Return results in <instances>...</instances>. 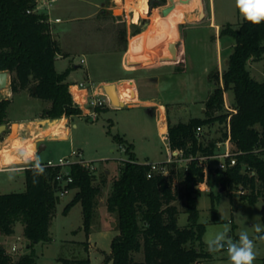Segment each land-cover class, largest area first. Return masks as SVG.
Listing matches in <instances>:
<instances>
[{
	"label": "trees",
	"instance_id": "trees-1",
	"mask_svg": "<svg viewBox=\"0 0 264 264\" xmlns=\"http://www.w3.org/2000/svg\"><path fill=\"white\" fill-rule=\"evenodd\" d=\"M36 5L37 0H0V71L10 72L13 93L29 90L33 97L49 102L42 109L41 118L79 115L82 109L74 101L68 80L73 66L62 71L57 69V57L65 53L47 21V13L28 12ZM147 9L148 3L144 7ZM220 35L232 37L234 45L221 77L216 74L215 87L205 102V116H191L186 121L170 122L168 126L172 150L182 149L184 156L212 154L217 139L204 143L197 135V127L216 122L226 124L230 112L225 109L224 95L227 90L233 91L231 105L236 112L229 120L230 135L233 148L239 153L236 164L228 165L223 172L218 168L209 170L207 181L215 221L218 209L213 191L214 174H221V184L245 187L247 191L241 195L243 200L253 204L259 199L264 201V81L257 80L249 68L252 61H264V22L253 25L244 18L238 26L229 22L221 28ZM11 102L10 98L0 99V124L12 120L9 114ZM227 135L226 130L223 136ZM115 139L119 144H126L127 154L131 157L123 160L106 199L107 210L115 214L114 228L118 233L112 239L111 252L105 262L201 264L210 258L211 253L205 249L203 241L206 224L199 221L197 206L204 168L196 159L182 168H176L175 162H166L168 174L156 172L148 177L150 163L137 161L132 143L119 136ZM43 164L45 173L35 177L36 183L33 172L26 166V190L0 193V234L14 233L16 223L21 221L23 234L32 248L29 253L16 258L0 243V264H36L33 246L52 239L49 226L60 200L56 175L61 166ZM69 169L73 177L70 187L75 188V193L65 205L64 213L80 202L83 228L89 233L95 229L98 198L107 182V173L104 170L96 182V170L82 163L74 162ZM177 180L183 185V210L175 204ZM181 211L188 215L185 226L178 224ZM260 236H264V232L259 233ZM85 248L88 250L87 245ZM140 251L144 257L136 260L134 253ZM60 261L62 264H89L90 259L60 258Z\"/></svg>",
	"mask_w": 264,
	"mask_h": 264
},
{
	"label": "rangeland",
	"instance_id": "rangeland-1",
	"mask_svg": "<svg viewBox=\"0 0 264 264\" xmlns=\"http://www.w3.org/2000/svg\"><path fill=\"white\" fill-rule=\"evenodd\" d=\"M170 1L177 2L178 0ZM199 1L195 0L192 5L194 8L192 16L185 15L180 22H173L171 37L168 38L170 39L168 45L171 51L166 54V58L169 60L177 55L175 53V47H177L179 61L166 63L160 69L147 67L148 59L151 57L154 59L151 54H149L151 56L148 55L151 52L147 51L143 54L138 53V51L134 54L124 52L128 49L129 43L134 41V35L148 24V20L151 21L149 24L153 29L162 28L163 26L159 8L154 10L151 19L143 17L148 13L141 10V5L145 2L140 0H106L105 4L109 8L106 9L105 16L100 15V7L97 6L99 12L95 19L92 21L74 20L72 26L70 24L72 20H67V17L92 11L94 8L90 4V0H57L55 5L64 8L62 12L63 21L59 23L64 28L62 36L63 51L89 52L88 56L92 60L98 61V66L95 69L90 68L88 70L92 75V80L97 77L111 75V73L114 74V72L119 74L116 76H121L126 71L135 70L136 73H133L135 76H139L142 97L163 99L168 102L166 104L168 126L170 122L186 121L193 115L204 114L201 108L205 107V102L215 87L216 74L219 73L221 77L227 66L234 41L230 36H221V28L229 22L238 26L243 20L235 6V0H203L201 3ZM149 6L150 0H148V9ZM38 9L39 11L44 10V8L39 7ZM199 10H204L208 15L205 16L204 20L202 19L203 21L199 20ZM138 12L140 15L136 23L134 14ZM183 20L187 23H183ZM212 22L217 23L218 26L210 25ZM170 26L172 27V25ZM180 29L182 32L179 31ZM129 37L130 39H128ZM78 58L76 60H79ZM129 60H131V64ZM65 61L66 59L57 61V68L61 69ZM100 62L101 64H99ZM122 62L124 67H116L117 64L120 65L119 63ZM249 68L257 80L264 81L263 61H252ZM136 70L140 71L137 72ZM155 73H165V77L168 79L162 81L161 90L154 85L152 86V84L149 85L145 78H142L144 74ZM74 76L79 79H87V69L81 67ZM104 83H114L122 87L120 80ZM9 84L11 86V82ZM3 93L5 94L1 89L0 99L7 97ZM7 98L12 101L9 107L12 120L5 124L11 125L12 122H17V119H23L22 121L30 119L29 121H33V124L39 126L45 124L46 119L49 118L39 116L42 109L49 102L33 97L29 90L17 93L11 91ZM224 100L229 106H232L231 104L234 101L232 90L225 92ZM147 104L151 103L148 102ZM99 109L101 110L96 118L83 113L68 116L69 127L66 138L47 140V148L37 153L42 162L50 159L58 161L60 158L65 157L70 160H78L81 157L92 162L96 165V182H99V175L104 170H110L109 173L106 172L107 182L98 198L97 214L94 222L95 229L87 233L83 228L84 216L81 203L73 208L71 207L67 213H64L65 205L75 193V188H72L66 195H61L57 203L55 214L49 226L51 241H40L33 246L36 264H62L60 258L85 257H89V264H111V261L106 263L105 258L111 252V242L117 232L113 229L115 214L107 210L106 198L112 180L119 175V167L123 164V160L131 157L127 154V151L125 152L119 146L120 144L115 136H119L133 144L135 158L139 162L164 163L169 157V140L161 134L158 119L151 113L149 107L141 105L140 102H130L128 104L122 103L121 107H117L112 103ZM61 124H63V120L53 119L51 127H56V129L54 133H51V136H57L63 131L64 128L61 129L63 127ZM160 125L162 131H164L166 129L164 114ZM59 126L61 128L58 131ZM29 128L30 130L34 129L31 123ZM18 129L19 124L16 127V133ZM225 130L226 125L224 123L216 122L215 126L208 124L202 128L203 134L200 135V138L203 142L215 139L221 140L224 138ZM6 135V132L0 135L3 144L12 139L10 138L12 133L7 137ZM11 142L14 143L13 140ZM16 143H19V141L17 140ZM3 147L0 149V161H4V155H8L6 161L15 160V165L23 162L22 159L10 155L12 152L11 145ZM31 151L33 152V149ZM74 151L80 152L81 155L79 153L73 155ZM101 160L107 161L100 162ZM216 162V159L207 161L213 170ZM176 164V168H182L180 162H176ZM213 178L215 183L213 191L216 194L215 205L218 209V219L216 221L211 214L210 189L204 186H208L206 175L200 186L203 191L197 199V206L200 209L199 221L206 224V231L203 236L205 249L207 250L206 241L213 238L216 233L223 231L224 225L227 224L231 229L228 235L234 241H238L241 231L248 233L255 243L256 259L253 264H264V239L258 238L259 233H256L253 227L256 224L264 227L263 199H259L254 204L250 203L241 198V195L247 191L245 187L229 186L226 183L221 184L220 173L214 174ZM222 186H224V189ZM182 188L183 185L177 180L175 204L181 210H183L185 202ZM24 190H26L25 174L17 172L15 178L9 180L7 171H0V193ZM187 223L188 215L186 212L181 211L178 216V224L185 226ZM15 228L16 233L12 239L6 242V246L11 249L13 243L16 244L18 247L17 255H19V253L23 254L26 251V239L22 234L21 221L16 223ZM88 243L89 248L86 250L85 247L88 246ZM31 250L32 248L29 251ZM143 257L142 251L134 253L136 260H142ZM202 262L201 264H230L226 249L211 253V257Z\"/></svg>",
	"mask_w": 264,
	"mask_h": 264
},
{
	"label": "crops",
	"instance_id": "crops-1",
	"mask_svg": "<svg viewBox=\"0 0 264 264\" xmlns=\"http://www.w3.org/2000/svg\"><path fill=\"white\" fill-rule=\"evenodd\" d=\"M105 1L106 0H99V1L98 0H90V4L94 8L92 11H89L86 13H81L78 15L73 14L72 16L67 17V20H70V21L72 20L70 22L71 26L74 25V20H80V21L81 20H90V21H92L93 19H95L97 17V14L99 12V10L97 9V6L100 7V15L105 16V12H107L106 9L109 8L105 4L106 3ZM194 1L195 0H178L177 2H174V1L171 2L170 0H168L165 4L158 7L159 8V14H160V17L162 19L161 21L163 22L162 28L158 27L156 29H153L151 24H149L151 21L148 20V24L141 31H139L136 35H134V38H133L134 41L129 43L128 49L126 51L124 50V52L125 53L132 52L133 54L135 52L137 53V51H138V53H142V54H143V52H147V51L151 52V53H148V55L151 54L154 57V59H152V57H151L148 59V62H147L148 63L147 67H151V68L155 67L157 69H160L166 63L178 62L179 61L178 60L179 59V55H178L179 51H178L177 47H175L176 48L175 53L177 55H174V57H171L169 60H167V58H166V54L171 51L170 46L168 45V42L170 39H168V38L171 37L170 33L173 30V26H174L173 22L174 21L180 22L183 19L182 17H184L185 15H187V16L189 15V17H190V15L192 16V13L194 11L193 10L194 8L192 5L194 4ZM199 2L201 3V2H203V0H200ZM147 3H148V0H146V2L141 5V10H144V7L147 5ZM178 3H180V4L178 5ZM168 7H170L171 9L167 14H165L164 10L167 9ZM147 10H145V11H147ZM154 10H153V12H154ZM63 11H64V8L61 6L59 8V6H57V5H54L53 9L51 10V15H52L53 19L56 17L61 18V21L53 22L51 27H52L53 33L55 35L57 34V36H55V35L54 36L59 41L62 49L64 47L63 41H62L64 28L59 23H61L63 21V17H62ZM202 11L203 10H199V13H198L200 21H203L204 18H206L208 16V15H206L207 13H205V11H204L205 15L203 17H201ZM153 12L151 13V15L149 17H147V19H151ZM139 15H140L139 12L137 14H134L136 23L138 21ZM147 15H145L143 17L145 18ZM183 21H184L183 23H187V22H185V20H183ZM186 21H189V20H186ZM170 25H172V27ZM210 25H214L215 27L218 26V24L215 22L210 23ZM181 29L179 30L180 32H182ZM180 34H182V33H180ZM128 39H130V37ZM68 51L64 52L65 53L64 55L63 54L58 55L57 61L65 60V59H66V61L63 62L61 69H58V68L57 69L59 71H62L69 66H73V69L70 72V75L68 76V80L70 82L91 80V81L95 82L96 84H101V83H104L107 81L120 80L122 82L121 86L123 85L124 87L129 89L130 95L132 98V102H140L141 105L149 107L151 113L157 117L158 124H159V118L162 119L163 114H164V116H167V111H166V104L168 103L167 101H165L163 99L158 100V99H154V98H144L141 96V88L139 86L140 82L138 79L139 76L137 77L134 75V73H136V72H134L135 70H129L126 72H125V70H123L125 72V74L121 75V76H116L119 74H116L117 72H114V74L111 73V75H107V76L100 77V78L97 77V78H95V80H92L93 79L92 75L89 73L88 70L90 68L95 69L96 66H98V61L92 60L88 56L89 52L88 53L87 52L78 53L77 51H70V52H68ZM151 55H149V56H151ZM77 57H79L78 58L79 60L82 57H85L87 60L86 63L80 64L79 60H76ZM57 61H56V63H57ZM100 61H101V59H100ZM259 61H263V60H259ZM254 62H257V61H254ZM129 63L131 64V60H129ZM99 64H101V62ZM119 64L120 65L117 64L116 67H124V65H122L123 62L119 63ZM81 67H84L87 69V74H88L87 79H81V78L79 79V78L74 76L79 72V69ZM119 70H120V68H119ZM136 71L139 72L140 70L139 71L136 70ZM250 71H251V69H250ZM142 78H145L146 82L149 83V85L152 84V86L153 85L156 86L159 90H161L162 81L168 80L165 77V73H155V74H147V75L144 74L142 76ZM220 81L222 82V78L220 79ZM6 88L9 90V94H8V96H9L11 91H12L10 84H8V86ZM116 88H117V93H118L120 91L121 87H120V85L119 86L116 85ZM97 91L103 92V90L99 87L97 88ZM0 93H1V89H0ZM148 102L151 104H147ZM122 103H125V101L122 100L118 94V104L122 105ZM201 110L203 111L204 114L193 115V116L204 117L205 116V107H202ZM59 119L63 120V124H61L63 127L61 128L59 126L58 131L60 128L61 129L64 128V129L57 136H53V135L51 136V133H54V130L56 129V127H53V128L51 127L52 123H53V119L46 120L45 124L39 125V126L33 124V121H29L30 119H27L28 121H22L23 119H17L18 120L17 122L19 124L17 137L11 139V140H13L14 143H12L9 140L7 143L3 144L2 140H0V149L4 148L3 146L8 147L11 145L12 152L10 153V155L15 156L18 159H22L23 162H20L16 165L13 164L11 166H2V168H0V169L17 168V169H22V170L18 171L19 173L25 174V168L27 166L24 163L25 155L31 156L33 154V152H35V154L37 155L38 152H41L42 150L47 148V140L66 138V135L68 132V127H69V125H68L69 120L66 116L61 117ZM30 123L34 127L33 130H30V128H29ZM160 124H161V120H160ZM212 126H215V123H213ZM159 127H160V130L162 131L161 125ZM164 131H162V132H164ZM5 132L7 134L6 137L12 133L11 125L7 124V129ZM201 134H203V133H201ZM17 140L19 141V143H16ZM200 140L203 141L201 138H200ZM219 140L220 139H217V141H219ZM204 143H206V142H204ZM34 144H35V146H34ZM32 149H33V152L31 151ZM169 151H170V147H169ZM169 154H170V152H169ZM7 157H9V156L4 155V159H3L4 161H0V163L6 162V160H8ZM106 172L109 173L110 170H106ZM204 186L207 187L208 189H210L209 185L208 186L204 185ZM202 191H203V189H202ZM79 204H80V202L76 203L75 205L72 206V208L76 205H79ZM106 207H107V205H106ZM23 229H24V226L22 224V234H23ZM113 229H114V231H116L118 233V231L114 227H113ZM15 233H16V228H15L14 233H12L10 235L0 234V243L3 245V247H5L9 252L14 254V256L17 258L19 255H21V253H19V255H17L18 247L16 246V244L13 243L11 249L6 246V242L9 239H12V237H14ZM23 236H24V234H23ZM25 239H26V251H25V253H29L30 252L29 251L30 250L29 240L26 237H25ZM13 247H15V249H13ZM88 248H89V243H88ZM25 253H23V254H25Z\"/></svg>",
	"mask_w": 264,
	"mask_h": 264
},
{
	"label": "built area",
	"instance_id": "built-area-1",
	"mask_svg": "<svg viewBox=\"0 0 264 264\" xmlns=\"http://www.w3.org/2000/svg\"><path fill=\"white\" fill-rule=\"evenodd\" d=\"M56 1L57 0H37V5L35 9L33 10L28 9V12L33 11V12L47 13L48 15L47 21L52 26L53 22L61 21L60 17H56L53 19L51 15V10L53 9ZM38 7L44 8V10L39 11ZM86 61L87 60L85 57H82L79 60L80 64H85ZM9 83H10V78L8 80V84ZM105 85L106 84L104 83L96 84L91 80L71 82L70 84L71 93L73 95L75 103L81 107L83 114L88 116H93V118H96L100 111L99 108H103L106 107L107 105L112 104L106 92ZM98 87L101 88L103 92L97 91ZM118 94L120 98L125 101V103L128 104L132 102L129 89L124 87L123 85L120 91L118 92ZM225 109L230 112L227 118V123L225 124L228 135L223 139L216 141L215 151L212 154H198V155L184 156V152L182 149L172 150L170 148L169 158L166 162L167 163L180 162L181 165H186L190 160L196 159L198 161V164L204 168L206 178H208L209 170L210 168H212V166H210V164H208L207 161L216 159L217 162L215 168H218L220 170H225V168L228 165L231 166L236 164L237 162L236 155L239 152L234 150L233 145L231 143L230 123H229L231 114L233 112H236V109L233 106H229L226 102H225ZM164 118H165L166 130L164 132L161 131V134L163 135L164 138H168V121L166 119V116H164ZM160 120L161 118H159V126H160ZM202 128L203 127L201 126L197 127V135L199 137L202 133ZM119 146L126 152L127 146H124V144H120ZM78 153L81 155L80 152H75V151L73 152V155H78ZM128 159H124V160H128ZM74 162L82 163L89 169L96 170V165L94 163L86 161L81 157L78 160H70L69 158L65 157V158H60L58 161H54L50 159L46 162H43L49 166H61V169L58 171L56 175V180L59 184L58 186L59 196L66 195L71 191L70 183L73 181V177L70 173L69 165ZM166 162L150 163L151 167L147 173L148 177H151L156 172L168 174L169 169ZM15 163H16L15 160L2 162L0 164V168H2V166H11ZM252 173H255V171H252ZM199 186H201V184ZM13 249H15V247H13Z\"/></svg>",
	"mask_w": 264,
	"mask_h": 264
},
{
	"label": "clouds",
	"instance_id": "clouds-1",
	"mask_svg": "<svg viewBox=\"0 0 264 264\" xmlns=\"http://www.w3.org/2000/svg\"><path fill=\"white\" fill-rule=\"evenodd\" d=\"M235 6L241 16L251 24L259 25L261 22H264V0H235ZM24 163L30 167L34 176L33 182L36 183L35 177L45 173V165L35 152L31 156L25 155ZM20 170L22 169H0V171H7L9 180L14 179L15 174ZM253 227L256 233L264 232V227L259 224ZM230 231V226L224 225L223 231L216 233L213 238L206 241L207 250L210 253H217L226 249L230 264H253L256 259L254 240L249 237L246 231H241L238 241H234L228 235ZM258 238L264 239V236Z\"/></svg>",
	"mask_w": 264,
	"mask_h": 264
},
{
	"label": "water",
	"instance_id": "water-1",
	"mask_svg": "<svg viewBox=\"0 0 264 264\" xmlns=\"http://www.w3.org/2000/svg\"><path fill=\"white\" fill-rule=\"evenodd\" d=\"M170 7H168L167 9L164 10V13L167 14L170 11ZM204 16V10L201 13V17ZM10 78V72L7 70L4 71H0V89L5 88L8 86V80ZM105 89L106 92L111 100V102L117 106V107H121L122 105H118V93H117V88H116V84L111 83V84H106L105 85ZM35 90V87H34ZM46 120H50V118H47ZM18 124V122H12L11 123V127H12V132L14 131V126ZM7 129V124L2 123L0 124V135L2 133H4ZM222 188L224 189V186H222ZM263 213H264V205H263Z\"/></svg>",
	"mask_w": 264,
	"mask_h": 264
},
{
	"label": "flooded vegetation",
	"instance_id": "flooded-vegetation-1",
	"mask_svg": "<svg viewBox=\"0 0 264 264\" xmlns=\"http://www.w3.org/2000/svg\"><path fill=\"white\" fill-rule=\"evenodd\" d=\"M167 1L168 0H150L149 9L146 11V13H148V15L145 18L149 17L155 8L162 6ZM204 15H205V13H204Z\"/></svg>",
	"mask_w": 264,
	"mask_h": 264
},
{
	"label": "bare ground",
	"instance_id": "bare-ground-1",
	"mask_svg": "<svg viewBox=\"0 0 264 264\" xmlns=\"http://www.w3.org/2000/svg\"><path fill=\"white\" fill-rule=\"evenodd\" d=\"M140 1H144L146 2V0H140ZM8 89L5 87V88H2V91L5 92V94L3 93L4 96H8L9 92L7 91ZM119 105V104H118ZM18 124H16L14 126V131L12 132V135L10 136V138H16L17 137V133H16V127H17ZM9 138V139H10ZM11 141V140H10Z\"/></svg>",
	"mask_w": 264,
	"mask_h": 264
}]
</instances>
